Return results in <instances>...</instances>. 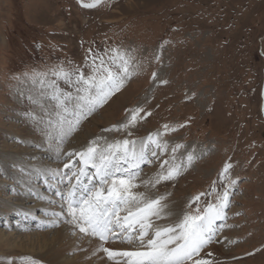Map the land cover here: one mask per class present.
<instances>
[{
	"label": "rangeland",
	"instance_id": "374dc122",
	"mask_svg": "<svg viewBox=\"0 0 264 264\" xmlns=\"http://www.w3.org/2000/svg\"><path fill=\"white\" fill-rule=\"evenodd\" d=\"M114 50L133 58L135 74L82 120V131L96 116L102 120L90 131L92 139L141 143L162 133L167 151L149 144L151 163H143L137 179L154 177L164 160L186 165L193 153L190 166L148 194L179 193L186 198L183 215L191 197L211 193L192 205L203 208L230 185L218 219L219 242H229L225 255L211 250L201 257L214 264H264V0H0V150L26 146L12 132L18 127L35 140L53 139L51 83L75 97L76 75H89L93 58L110 62ZM61 69L71 83L54 75ZM135 108L144 109L135 125L119 128ZM106 112L114 117L104 123ZM176 145L183 147L173 152ZM0 153V163L14 154ZM41 160L52 163L46 155ZM226 164L231 167L224 173Z\"/></svg>",
	"mask_w": 264,
	"mask_h": 264
},
{
	"label": "snow or ice",
	"instance_id": "6c2138e0",
	"mask_svg": "<svg viewBox=\"0 0 264 264\" xmlns=\"http://www.w3.org/2000/svg\"><path fill=\"white\" fill-rule=\"evenodd\" d=\"M83 6L93 7L95 4ZM114 51L116 54L110 62L99 58L100 63L96 64L97 58H93L91 73L85 76L83 72H79L76 75L75 83L79 87L76 88L75 97L58 89L55 82L51 83V98L56 102L57 119L49 123L58 128L61 141L76 131L82 120L107 103L135 74L133 58ZM54 75L72 82L71 74L62 69L55 71ZM153 76L155 77V73ZM73 100L76 103L70 109L69 105ZM128 111V118L119 128L128 129L134 126L144 109L135 108ZM69 114L72 119H67ZM164 128L169 130L168 125H164ZM161 135L159 132L149 134L146 140L141 142L139 150L135 140L123 139L110 143L100 136L90 141L81 151L64 154L69 159L73 155L78 156L80 164L70 175L64 173L60 176L61 182L67 180L66 192L57 193L62 196L63 206L67 209L66 222L72 226L74 235H80L90 243L97 241L92 255L102 253V259H106L110 264H214L213 260L201 257V253L213 242L215 222L224 218L225 208L229 204L230 185H224L223 191L216 193L214 202H207L205 207L201 208L197 204L193 209L192 205L197 203L201 196L211 193H199L191 197L188 202L189 210L173 223L156 224L155 221L171 215L166 203L168 194L153 198L147 190L174 180L180 175L181 167L190 166L194 159L193 153L190 152L186 165L164 160L154 177L136 183L140 164L151 163L146 155L149 144L154 145L160 152L167 151V144L161 142ZM101 140L104 141L103 145ZM181 147L183 146L176 145L172 151L176 152ZM158 154L157 151L151 152L152 157H157ZM174 159L175 157L172 158ZM89 167L94 169L91 176L87 171ZM230 167L231 165L226 164L224 173ZM64 168L71 169V162L64 164ZM41 174L45 177L48 175ZM56 174L55 170L51 173L53 176ZM231 184H235V181ZM142 186L145 188L143 192L138 190ZM117 240L127 247L117 249L106 246ZM32 264H39V261L34 260Z\"/></svg>",
	"mask_w": 264,
	"mask_h": 264
},
{
	"label": "bare ground",
	"instance_id": "6f19581e",
	"mask_svg": "<svg viewBox=\"0 0 264 264\" xmlns=\"http://www.w3.org/2000/svg\"><path fill=\"white\" fill-rule=\"evenodd\" d=\"M109 115L111 119L114 117V114L110 112L103 114L104 123L109 121L107 120ZM72 118L70 114L67 115V119ZM100 120L102 119L91 116L85 122L87 125L90 124V128L87 127L85 132L82 131L81 121L78 129L62 141L58 130L52 133L55 136H52L54 140L45 137L41 141L32 138L30 133H25L24 127H18L12 131L19 138L24 139L26 146L20 147L16 143H12L15 144L14 146L4 144L5 147L0 150L4 153L6 151L14 153L8 155L9 157L5 155L6 158L0 163V170L3 173V175L0 174V222L1 219L5 221L4 226H0V264H32L34 260L39 261V264H110L106 259H102V253L92 255L97 241L90 243L88 239L73 234L72 226L66 222L67 209L63 206L64 201L56 194L59 191L62 192L63 188L65 192L67 190V180L61 182L60 176L64 173L70 175L72 170L80 166L78 156L73 155L69 159L64 154L75 153L85 148L93 140L92 137H88L91 136L90 131L93 130V126L101 123ZM36 130L39 129L36 128ZM108 142L111 143L114 140ZM32 145L44 150L36 151L32 149ZM140 145L141 143L136 142L137 150ZM45 155L51 159V165L43 164L41 159ZM69 162L72 168H64V164ZM142 165L143 163L140 167ZM17 167H21L22 172H19ZM54 170L57 173L55 176L51 175ZM87 171L91 176L94 169L89 167ZM41 173H48V175L45 177ZM141 180L146 179H137L136 183L139 184ZM37 181L42 188L35 184ZM144 189L142 186L138 190L143 192ZM165 194H168L166 203L171 215L155 221L158 225L173 223L181 217L182 208L186 202V198L181 197L179 193L161 195ZM214 227L216 232L213 242L203 249L202 254L216 250L225 255L223 246L229 242L220 243L224 231L219 228L218 220ZM106 246L117 249L127 247L120 244L118 240Z\"/></svg>",
	"mask_w": 264,
	"mask_h": 264
}]
</instances>
